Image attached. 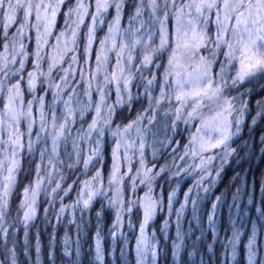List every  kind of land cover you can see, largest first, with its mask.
I'll return each instance as SVG.
<instances>
[{
    "label": "snow or ice",
    "instance_id": "1",
    "mask_svg": "<svg viewBox=\"0 0 264 264\" xmlns=\"http://www.w3.org/2000/svg\"><path fill=\"white\" fill-rule=\"evenodd\" d=\"M104 27L107 34L97 40ZM77 79L87 87L77 91ZM249 84L264 92V0H0V264H18L16 233L21 228L25 256L31 258L34 251L35 264H41L39 228L34 242L29 238L41 207L43 223L53 226L48 264H58L57 225L74 226L76 235L73 240L65 232L60 264H80V237L92 213L94 261L105 264L106 210L113 211L111 240L123 239L125 224L138 231L136 264H157L163 252L155 231L148 235L158 212L175 218L174 264H182L186 247L196 257L201 237L191 238L192 221L200 223V204L206 198L201 193L210 195L230 159H240L233 144L239 145L251 111L255 90ZM253 104L249 130L264 120V95ZM57 105L62 106L59 113ZM118 117L122 119L114 123ZM177 136L186 143L181 145ZM259 142L264 155V134ZM242 147L247 151L251 145L245 141ZM25 163L31 174L26 182L18 181ZM69 173L72 179L65 183ZM197 175L178 201L181 180ZM175 177L181 179L173 181ZM233 184L230 210L242 218L254 210L257 220H264V179L258 197L255 181L246 174L238 173ZM14 197H19L16 205ZM225 198L226 193L216 196L207 215L214 237L220 235L216 225ZM242 202L252 207L241 208ZM189 208L190 245L181 224ZM134 213L140 217L138 225ZM231 225L219 240L224 259L237 264L243 245L246 264H264V238L258 239L264 232L254 224L245 237L244 222L234 219ZM170 227L165 219L161 231L166 239ZM200 264H207L203 256Z\"/></svg>",
    "mask_w": 264,
    "mask_h": 264
},
{
    "label": "trees",
    "instance_id": "2",
    "mask_svg": "<svg viewBox=\"0 0 264 264\" xmlns=\"http://www.w3.org/2000/svg\"><path fill=\"white\" fill-rule=\"evenodd\" d=\"M127 8L125 9L126 17H127ZM62 15L59 17V22L62 21ZM247 87L253 88L254 94L252 98L249 100V107L251 109L250 116L248 117V120L245 123L244 131L241 134V139L239 142V145L233 144V147L237 148V152L239 153V160H236L235 157L230 159L228 164L225 167L224 172L222 173V179L217 184L213 191V196H219L222 193H226V198L224 200V205L222 206V218L220 222V235L219 237L214 241L211 237V230L206 228L205 224V217L208 215V208H209V202L207 201L204 203V212L202 214V229L197 228L195 230L192 229L191 232V238L195 239L196 237H201V239L197 242L196 250L198 252V255L196 257H190L188 255V252L190 250V247H186L181 254V261L182 264H200V256H203L204 260L207 261V264H223L224 262V255H223V248L221 244L219 243L220 239H223L226 234L228 233V230L231 228L230 221L231 216L229 214L228 209H230V204L232 200V193L235 191V185L233 184V177H235L238 173L240 175H247L249 181H255V189L256 193L255 195L258 197L259 195V188L261 180L264 179V155H261L260 153V142L259 137L260 135L264 134V120H261L258 125L255 128H252L249 130L250 127V118L255 113V106L253 104V100L259 98L261 95H264V92H259L257 85L255 84H249ZM245 88V86H243ZM135 107H139V105H136ZM135 114V108L133 110V113L131 115ZM119 119H122L118 117ZM180 129L177 131L179 133ZM179 138L180 142H183L184 137H175ZM247 141L251 148L249 150H245L242 145L244 142ZM105 157H106V165L109 160L108 152L105 151ZM165 160L164 156L160 157V163H163ZM31 167L25 163L24 168L22 169V176L18 177V181L24 180L26 182V179L31 174ZM72 174L69 173L68 180L71 181ZM162 179V178H161ZM161 181L158 180L157 184H159ZM171 183V182H170ZM236 183L238 184L239 181L237 180ZM165 189L167 190V185H165ZM244 198L246 201V193H243ZM14 205L19 203V197H14L13 201ZM99 203L97 202L94 206V208H98ZM246 207V203H242V208ZM58 208V206H57ZM51 211V210H50ZM254 211V210H253ZM253 211H251L249 221L253 222ZM135 214V213H134ZM164 213L160 214L157 219L154 222L155 230L158 237L159 242V248H163V252L159 254L158 264H174L173 257L171 255L173 248L171 241L173 240V236L171 235L167 239L162 235L161 232V225H162V219H163ZM43 209L39 210L37 220H36V226L31 227L29 229V238L34 242L35 240V233L37 228L40 230V240L42 244V251H41V264H48V244H49V235L53 233V226L52 224L43 223ZM136 224L138 225L140 217L135 215ZM113 222V212L112 210H106L104 213V250H105V264H136V260L134 257V239L133 238H127L129 239V249H126L125 245L122 243V241H116L114 245H112V241L108 236V228ZM53 223L55 221L53 220ZM260 226V232H264V225L263 223L259 222ZM187 230V228L185 229ZM188 231V230H187ZM65 232L68 233V235L75 240V229L74 226H69L67 228H64L60 225L56 226L55 231V243H56V254L58 257V264H60V258L62 255V240L65 235ZM95 232V215L94 213L90 214L88 217V222L85 224V226L82 229V235L80 237V257L79 262L80 264H95L94 261V250H93V237ZM199 233V236H198ZM203 233V235H201ZM247 235V233H246ZM245 235V236H246ZM16 237L18 238V264H35L34 257L35 253L32 251L31 258L25 256L24 254V241H23V229L16 233ZM264 238V237H260ZM185 240L190 245L189 237H185ZM208 245L212 246V252L208 251ZM76 245L74 246V248ZM123 253V255H121ZM244 250L243 245H241L240 249L238 250V258H237V264H246L244 259Z\"/></svg>",
    "mask_w": 264,
    "mask_h": 264
},
{
    "label": "rangeland",
    "instance_id": "3",
    "mask_svg": "<svg viewBox=\"0 0 264 264\" xmlns=\"http://www.w3.org/2000/svg\"><path fill=\"white\" fill-rule=\"evenodd\" d=\"M109 18L111 17V15H112V13H111V10L109 11ZM144 19L145 20H147V16H145L144 17ZM62 21H63V17H62ZM62 21L61 22H59V18H58V22H57V28H60L61 26H62ZM107 20H106V24H107ZM89 23V21L86 19L85 20V26L87 25ZM122 27H124V28H127L128 27V24L127 23H125V22H122ZM143 31V30H142ZM56 33L54 32L53 33V35H55ZM107 34V28L106 27H104V28H100L98 31H97V33H96V37H97V40H99L100 38H102L103 36H105ZM80 35H81V38L83 37V27H82V29H81V33H80ZM138 35H139V33H138ZM29 47L31 48L32 47V45H29ZM83 47V45L81 44V48ZM97 50V45L94 43L93 44V53L95 54V51ZM137 52H139V48H137ZM79 55V54H78ZM110 55H114V53L113 54H110ZM218 63H220V60H218L217 61V64ZM26 70H28V69H26ZM110 70H111V67H110ZM78 73H79V69H77V75H78ZM216 73H217V68H216V66L214 65L213 66V76L215 77L216 76ZM229 75H231L232 73H231V70H229V73H228ZM56 75V73H55V71L53 72V76H55ZM157 75L159 76V73H157ZM73 83L74 84H76V83H79V85H80V87L77 89V91H81V89H83V88H85V87H87V85L86 84H84L82 81H79L78 79L76 80V81H73ZM133 83H135V81L133 82ZM94 86H95V82H94ZM243 86L244 85H242L241 86V89H240V91H243L244 90V88H243ZM134 91H135V89H134ZM228 91H230L233 95H236L237 94V91L236 90H234V89H228ZM69 94V92H65L64 93V95L65 96H67ZM81 99H86V97H84L83 96V93L81 92V97H80ZM93 100H95L97 97H96V94H95V92H93ZM30 99V96L27 94V93H25V100L27 101V100H29ZM111 99L114 101L115 100V92H113V95H112V97H111ZM250 100V99H249ZM50 101V96L49 97H45V102H46V106H47V104H48V102ZM34 113H36V115H37V118H38V109H36V108H34ZM60 111H62V106L61 105H57V112L59 113ZM250 113H251V111L249 112V113H247L246 114V118H245V123H246V121L248 120V117L250 116ZM255 114V113H254ZM253 114V115H254ZM158 119H159V117H158ZM120 119L118 118L117 119V121H114V123H116V122H118ZM245 126V125H244ZM21 127L23 128V124L21 125ZM180 127H183V126H180ZM180 127H178V129H177V131L180 129ZM35 131V130H34ZM74 132H75V129H74ZM242 134V133H241ZM174 139H175V137H174ZM184 140H183V142H181V145H183V144H185L186 143V138L184 137L183 138ZM37 147H39V145H37ZM217 151H219V150H217ZM105 163H106V157H105ZM177 163L178 164H180L182 167L184 166V162L183 161H177ZM133 167L135 168V165H133ZM213 167H215V163L213 164ZM103 173H104V175H105V177H107V174H108V169H107V165L105 166V168L103 169ZM199 178V176L197 175L195 178H193V177H185V178H183L182 180H181V184H180V190H179V192H178V201H182V199H183V195H184V193L187 191V188L188 187H190L191 186V184L192 183H194L195 182V179H198ZM178 179H181L180 177H175V178H173V181L174 180H178ZM68 182H70V181H66L65 183H68ZM205 184H207V181H205ZM125 185H127V181H125ZM217 186V185H216ZM215 189V188H214ZM214 189H212L211 190V193H210V195L209 194H204V193H201V195L202 196H204V197H206L202 202H201V204H200V212L198 213V215L200 216V223H199V225H197L196 224V222L195 221H192V217H191V209L189 208L188 210H186V212H185V214H184V219H183V221L181 222V224H182V231L185 233V237H187L188 235H187V233H188V231H189V228H190V225H189V221H192V229L193 230H195V229H197V228H201L202 229V220H203V218H202V214H203V212H204V209H203V207H204V203L205 202H207V201H210L209 202V208L207 209L208 210V212H209V210H210V208H211V204H212V202H213V200H214V198L216 197H214L213 196V191H214ZM138 192H139V194L142 196L143 195V190H140V189H138ZM71 195V194H70ZM109 195H114V193H109ZM129 194H128V192L126 191L125 192V196L127 197ZM74 198V197H73ZM245 200V198H244V195H243V193H242V201H244ZM69 201V197H65V203H67ZM165 203H167V198H166V196H165ZM243 203V202H242ZM242 203H241V208H242ZM57 206L59 207V203L57 204ZM94 206H95V204H94ZM93 206V207H94ZM247 206V205H246ZM174 210H175V208L176 207H178V203L177 204H175L174 206ZM247 207H252V206H247ZM40 209H43V207H41ZM228 211H229V214H230V216H231V221H230V226H232L231 225V222H232V220H234V219H236V220H240V221H242V222H244V227H243V231H244V233H245V235H246V233H247V235H248V233L251 231V229H252V227H253V225L255 224L256 225V227H257V229L258 230H260V226H259V222L260 223H263V225H264V220H257V217H258V213L257 212H255V211H253V222H250L249 221V218H250V214H251V212L249 213V215L246 217V218H242V217H237L236 216V214H235V212L234 211H232V210H230V209H228ZM113 212V211H112ZM38 213H39V211H38ZM38 213H37V216H38ZM160 214H163V213H159L158 212V214H157V216H156V219H157V217L160 215ZM68 217H67V215L65 216V219H67ZM221 218H222V207H220V209H219V218H218V222H217V225H216V227H217V230H218V232H219V234H220V222H221ZM155 219V220H156ZM165 219H169V222H170V224L172 225V227H170L169 229H168V233H167V238L168 237H170L171 235L173 236V239H175V223H174V217H172V218H169V217H167V215H166V212L164 213V216H163V221L165 220ZM205 224H206V228H208L209 229V227H208V222H207V217H205ZM163 221H162V225H161V229H162V227H163ZM133 222L136 224V219H135V214L133 215ZM155 222V221H154ZM154 222H153V224H154ZM153 224H150L149 225V232H148V235L151 237V235H152V231H155V237H154V239L155 240H157L158 241V237H157V233H156V230H155V226L153 227ZM70 226V225H69ZM68 226V227H69ZM187 228V230H185ZM124 233H125V236L123 237V239H121V238H117L115 241H113V240H111L112 242V245H114L115 244V242L116 241H122V243L126 246L125 248L126 249H129V239H127V238H133L134 239V249H135V244H136V242H137V239H138V237H139V233H138V231L137 230H133V229H128L127 228V226H126V224H125V228L122 230ZM162 232V231H161ZM162 235L164 236V233L162 232ZM246 235V236H247ZM198 236H199V233H198ZM245 236V237H246ZM165 237V236H164ZM211 237L213 238V240L215 241L218 237H214V235H213V232L211 231ZM244 239V237H242V240ZM258 239H260V237L258 236ZM74 246H75V244H72L71 245V247L74 249ZM158 246H159V242H158V244H157V248H158ZM103 247H104V244H103ZM104 252H105V250H104ZM134 257H135V260H136V255H135V250H134ZM237 258H238V256H237ZM149 259H150V257H149ZM157 264H158V261H157ZM223 264H231V262L230 261H227V260H225L224 259V262H223Z\"/></svg>",
    "mask_w": 264,
    "mask_h": 264
}]
</instances>
